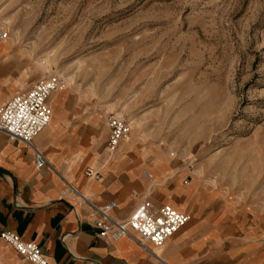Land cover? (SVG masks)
I'll return each mask as SVG.
<instances>
[{"label":"rangeland","instance_id":"374dc122","mask_svg":"<svg viewBox=\"0 0 264 264\" xmlns=\"http://www.w3.org/2000/svg\"><path fill=\"white\" fill-rule=\"evenodd\" d=\"M0 27L13 95L58 76L75 122L98 115L96 153L134 135L128 155L150 153L141 173L160 155L161 174L201 182L264 224V0H0ZM106 114L129 125L112 153ZM158 172L156 185L168 179ZM136 192L162 204L160 191Z\"/></svg>","mask_w":264,"mask_h":264},{"label":"crops","instance_id":"0c3cea01","mask_svg":"<svg viewBox=\"0 0 264 264\" xmlns=\"http://www.w3.org/2000/svg\"><path fill=\"white\" fill-rule=\"evenodd\" d=\"M3 50L0 44L1 54ZM13 69L0 67V105L17 95L13 94L19 85L18 75ZM60 93H54L48 101L52 124L33 139V146L46 153L53 170H37L28 148L0 134V233L10 232L24 242L36 244L48 264H157L153 256L128 238L116 242L96 238V231L82 221L87 207L69 186L97 205L114 202L117 207L112 216L117 220H125L140 203L136 189L147 195L155 190L161 192L162 204L150 202L168 205L189 217L187 224L162 247H149L163 261L264 264V224L249 220L238 203L201 182L188 180L187 176L182 180L183 175L175 171L172 174L161 170V174L154 168L152 158L153 170H145L150 178H144L143 168L140 170L143 160L116 162L114 155L96 153L92 134L98 115L75 122L74 110L66 103L65 94ZM105 127L104 148L110 153L106 148L107 114ZM149 154L146 152L144 158ZM86 169L99 172L100 179H88ZM153 171L168 178L166 182L156 185L151 179ZM169 183L170 188H164ZM0 264L31 263L0 239Z\"/></svg>","mask_w":264,"mask_h":264},{"label":"built area","instance_id":"2783aa9c","mask_svg":"<svg viewBox=\"0 0 264 264\" xmlns=\"http://www.w3.org/2000/svg\"><path fill=\"white\" fill-rule=\"evenodd\" d=\"M6 38L7 32H3L0 27V40ZM63 89L65 84L61 78L48 75L33 84L28 91L17 94L0 105V134L7 141L21 143L28 148L37 170L42 168L53 170L45 155L33 146V139L49 123V97ZM107 127L106 148L112 153L127 137L129 125L123 118L107 114ZM84 174L92 181L100 179V173L92 169H86ZM146 177L149 178V175ZM69 189L87 207L86 218L82 221L96 231V238L103 242H116L128 238L153 256L157 264H168L149 247H162L169 238L187 224L189 220L187 215L177 212L168 205H155L143 199L125 220H117L112 216V212L117 207L114 202L97 205L79 194L73 187L69 186ZM0 239L29 263L48 264L36 244L24 242L10 232H1Z\"/></svg>","mask_w":264,"mask_h":264},{"label":"bare ground","instance_id":"6f19581e","mask_svg":"<svg viewBox=\"0 0 264 264\" xmlns=\"http://www.w3.org/2000/svg\"><path fill=\"white\" fill-rule=\"evenodd\" d=\"M54 102V101H53ZM58 103V102H57ZM55 104H56V102H55ZM118 114H116V116H117ZM49 122L50 123H48V125L47 126H50L51 124H52V120L50 121L49 120ZM131 125V124H130ZM138 141V140H137ZM132 142H134V135H131V137H130V139H126V141H124V142H122L121 144H120V146H119V148H118V150L113 154L114 155V157L116 158V162H120V161H125L126 159H129V160H131V161H136V162H139V161H141V160H143V158L146 156V153H144V154H142V159L140 158V159H133V158H131L129 155H128V153H127V150L130 148V143H132ZM140 152V151H139ZM132 153V152H131ZM159 156L160 155H155V156H153L152 155V159H151V161L154 163V165L155 164H157V163H159L160 162V159H159ZM163 167H165V165H163V164H161ZM141 166V165H140ZM145 167V166H144ZM158 169V168H157ZM144 171V170H143ZM143 173H145V175L143 174ZM142 175H143V177L144 178H148V177H146V175H149L147 172H142L141 173ZM149 178H150V175H149Z\"/></svg>","mask_w":264,"mask_h":264}]
</instances>
